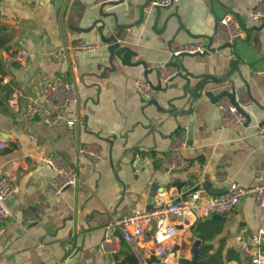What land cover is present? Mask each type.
I'll use <instances>...</instances> for the list:
<instances>
[{
  "label": "crops",
  "instance_id": "obj_1",
  "mask_svg": "<svg viewBox=\"0 0 264 264\" xmlns=\"http://www.w3.org/2000/svg\"><path fill=\"white\" fill-rule=\"evenodd\" d=\"M99 1L0 0V34L8 39L0 49V138L7 141V147L0 149V174L8 161L17 160L20 165L16 173L19 192L9 200L11 215L0 219V264H119L125 257L124 244L116 254L100 249L110 220L154 208L158 195L169 199L188 187L209 183L215 192L210 193L219 195L231 182L251 187L264 179V134L257 132L264 121V20L250 19L255 2L180 0L163 10L155 24V13H147L142 23L124 29L120 38L121 44L136 52L130 61H144L145 69L111 57L102 36L118 30L113 17L101 15ZM145 1L128 0L129 14L121 5L106 6L104 12L117 13L120 24H135ZM175 10L194 35L214 37L226 14L234 16L244 30L235 49L185 57L184 63L196 74L223 78L236 51L241 75L235 70L231 78L253 100L246 110L250 121L221 128L217 104L208 98L195 103L193 120L181 116L177 121L149 105L137 91L139 79L158 83L155 68L169 60L178 44L208 42L178 31L174 16L165 23ZM78 41L98 48L76 49L73 45ZM224 43L214 38L213 47ZM21 51L29 52L25 60L19 58ZM52 81L75 84L79 101L62 110L65 119H78L75 127L65 120L53 126L37 119L24 121L8 109L14 90L20 92L22 105L42 103V87ZM230 85L226 79L207 86L218 92ZM169 96L157 91L154 98L166 108ZM183 128L188 145L182 155L188 166L167 171L164 157ZM85 146L98 152H85ZM53 153L60 154L79 177L75 186L59 195L49 191L54 171L43 160ZM221 216L179 226L175 264L180 263L178 257L192 259L191 246L197 240H201L199 259L202 250L210 247V254L221 255L225 264H249V257L239 250L238 237L249 239L264 230V208L249 195ZM143 246L145 258H151L153 240L146 238Z\"/></svg>",
  "mask_w": 264,
  "mask_h": 264
},
{
  "label": "built area",
  "instance_id": "obj_2",
  "mask_svg": "<svg viewBox=\"0 0 264 264\" xmlns=\"http://www.w3.org/2000/svg\"><path fill=\"white\" fill-rule=\"evenodd\" d=\"M109 0H100V3ZM180 0H152L148 9L155 6L167 7L176 4ZM255 5L249 11V17L253 22L264 20V0H253ZM149 11V10H148ZM244 35V30L231 14H226L220 19L214 38L223 42H232ZM74 48L94 51L97 45L87 44L83 41L74 43ZM207 50V42L204 40L190 41L178 44L171 54L184 53L203 54ZM29 55L27 51H21L19 58L25 60ZM161 80L167 83L178 73L176 67L162 64L160 67ZM137 91L147 100L155 97L156 90L152 83L145 78L135 83ZM21 94L14 90L8 100L7 107L24 121L39 120L47 126H53L65 120L69 127H75L78 119H65L62 114L69 104L79 101L77 88L72 82L59 83L47 82L41 90L42 103L30 101L24 105L20 103ZM237 102L241 108L247 110L253 100L246 91L237 88ZM221 117V128L227 129L246 123L247 118L240 113L231 101L224 97L217 103ZM259 134H264V121L257 127ZM188 145L187 129L183 128L172 139L170 152L164 157V167L167 171L182 170L187 168L188 162L182 152ZM7 147V141L0 138V149ZM85 152L96 154L98 151L92 146H85ZM53 171L54 176L49 184L52 195L61 194L67 187L75 186L79 177L77 170L66 163L64 158L53 153L44 159ZM20 165L17 160L8 161L3 166L0 174V219L11 215L9 200L19 192L16 182V173ZM253 196L256 204L264 208V179L257 185L245 187L237 182H231L227 191L213 195L203 185L188 187L179 196L165 199L157 196V204L154 208L135 211L129 215L110 220L104 227L105 235L100 244L104 253L116 254L120 252L123 242L128 243L139 256L142 264H175L174 251L175 239L178 236L180 225H193L200 220L225 214L235 209L240 200L246 196ZM154 242V250L151 258H145L142 249L146 238ZM239 250L249 257V264H264V230L260 229L252 238L238 237Z\"/></svg>",
  "mask_w": 264,
  "mask_h": 264
},
{
  "label": "water",
  "instance_id": "obj_3",
  "mask_svg": "<svg viewBox=\"0 0 264 264\" xmlns=\"http://www.w3.org/2000/svg\"><path fill=\"white\" fill-rule=\"evenodd\" d=\"M152 0H146L143 4L140 6V17L137 23L133 24H120L119 23V17L117 13L115 12H104V8L106 6H116L121 5L122 8L125 10L126 14H129V3L128 0H109L107 2H104L100 6V13L102 16L107 17L111 16L114 18V28L118 30L117 33L111 34L110 36H102V40L108 44V50L110 51L111 57H117L119 58L122 63L124 64H131L134 66L143 65L145 69H148L147 64L144 61H138L132 63L130 61L131 57L133 55H136V52H134L130 47L124 46L120 42V38L122 37V32L124 29H129L134 27L137 24H140L144 21L146 14L153 11L155 13V21L154 24L157 22V20L160 18L163 10H170L173 5L167 6V7H161V6H155L152 9H148L150 3ZM149 10V11H148ZM176 17L179 21V30H185L189 35H191L192 38L197 39H206L207 42V50L203 54H190V53H184L180 55H174L170 54V58L166 64L169 67H176L178 69V73L172 77L168 82L167 85L163 88L162 80H161V73L159 67L155 68V71L157 72L158 76V83L156 85L153 84L156 92L157 91H163L170 94L168 100L166 101V108L165 106H162L159 101L155 98L149 100V105L153 104L156 106L159 112L170 114L174 117L175 120L178 121L179 117L181 116H189L191 120H193L192 112L193 107L197 101L204 100L205 98H208L210 102L217 103L220 99L226 97L228 98L231 103L237 108V110L244 114L247 118V121H250L251 116L250 114L243 108L240 107V105L237 102V86L236 82L231 78V75L233 71H238V73L241 75V71L237 66V61L240 60V55L235 51L234 55L235 57L230 62V71L223 77V78H217L214 76H209L208 74H196L192 72L188 66L184 63L185 57H197V56H206L211 53H215L223 48L229 47L235 49L237 40L234 42H225L218 48H214V37L212 36H203V35H194L189 32V30L184 26L178 12L175 10V12L170 13L165 18V23L168 22V20L171 17ZM104 24L103 26H105ZM108 30H110V26H108ZM172 53V52H171ZM144 77H146V72H144ZM147 81V77L145 78ZM226 79H230V88H221L217 89L218 92H215L213 88H208V84L210 81H213L215 83H220ZM177 80V82H176ZM150 82V81H149ZM175 82V83H174ZM151 83V82H150ZM171 84V85H170ZM181 103V104H178ZM192 130V127H191ZM191 138V135H190ZM210 192L215 193L212 189L211 184H206L205 186ZM216 218L221 219L222 216L220 214L215 215ZM201 240H197L192 244L191 248V254L192 259L195 261H198L199 255L201 253L200 250ZM177 261H180V257L177 258Z\"/></svg>",
  "mask_w": 264,
  "mask_h": 264
},
{
  "label": "trees",
  "instance_id": "obj_4",
  "mask_svg": "<svg viewBox=\"0 0 264 264\" xmlns=\"http://www.w3.org/2000/svg\"><path fill=\"white\" fill-rule=\"evenodd\" d=\"M7 42V37L0 34V49L4 47ZM122 244H124L125 257L119 262V264H142L138 257L132 252L131 248L124 242ZM210 249V247H205L202 250L203 255L198 261H195L191 258L182 257L179 264H225V260L221 257V255L210 254Z\"/></svg>",
  "mask_w": 264,
  "mask_h": 264
}]
</instances>
